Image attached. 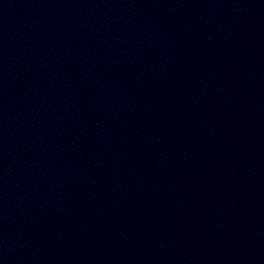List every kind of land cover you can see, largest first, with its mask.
Segmentation results:
<instances>
[{"label":"water","instance_id":"1","mask_svg":"<svg viewBox=\"0 0 264 264\" xmlns=\"http://www.w3.org/2000/svg\"><path fill=\"white\" fill-rule=\"evenodd\" d=\"M0 264H264V0H0Z\"/></svg>","mask_w":264,"mask_h":264}]
</instances>
